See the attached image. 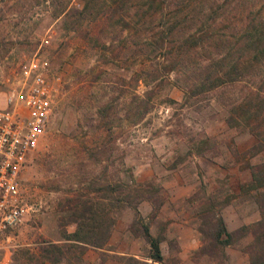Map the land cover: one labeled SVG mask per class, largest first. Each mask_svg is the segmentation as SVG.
<instances>
[{"label": "rangeland", "instance_id": "obj_1", "mask_svg": "<svg viewBox=\"0 0 264 264\" xmlns=\"http://www.w3.org/2000/svg\"><path fill=\"white\" fill-rule=\"evenodd\" d=\"M59 1H0V102L19 84V62L31 54L46 56L64 79L49 127L24 170L31 208L0 237V264H61L43 261L35 250L74 229L62 216L81 195L114 201L115 221L107 242L87 246L81 264H120L121 253L145 258L143 223L160 237L166 264H264V222L255 224L264 221V179L251 171L259 164L264 169V0L196 1L190 30L220 5L217 32L244 28L249 41L261 37L229 53L244 58L236 80L201 92L190 91L193 77L181 70L162 69L157 86L136 85L139 57L104 47L112 23L84 19L74 27L69 16H56ZM80 1L71 3L80 7ZM113 36L121 45L124 35ZM215 50L200 46L191 57L208 62ZM148 88L153 107L136 119L134 93ZM124 184L131 193L148 190L149 197L118 206ZM108 185L114 189H99ZM219 217L232 232L230 242L213 238Z\"/></svg>", "mask_w": 264, "mask_h": 264}, {"label": "trees", "instance_id": "obj_2", "mask_svg": "<svg viewBox=\"0 0 264 264\" xmlns=\"http://www.w3.org/2000/svg\"><path fill=\"white\" fill-rule=\"evenodd\" d=\"M0 1H3L4 6L7 5V0ZM60 1L56 16L62 15L64 18L69 16L74 27L80 26L84 19L112 23L106 40L108 43L104 42V47L110 54L139 57L141 64L136 70V85L142 81L144 85L151 83L157 86L162 81L163 69L166 71L181 70L189 75V79L190 76L193 77V82H191L193 84L189 87L190 91L201 92L220 86L236 80L235 75L244 67V58L241 56L231 58L229 53L233 49L238 50L241 44L242 48H246L254 43L257 45L261 40L257 33L258 40L249 41L248 36L251 34L244 28L230 34H227V28L223 32H217L214 25L215 22L220 21L218 13L222 8L220 5L217 9H211L209 14L207 13L201 19L198 30H190V24L196 22L197 19L198 12L193 13V10L196 7V1L199 3V0H81L77 3L80 7L73 5L72 0ZM103 31L104 28L101 32ZM115 33L118 36L124 35L119 46L114 45L116 36L113 35ZM232 35L236 36L234 40ZM210 45H213L216 50L213 55L208 56V62H203V58L195 60L191 57L192 51L197 47L210 48ZM222 49L224 50L220 52ZM150 91V88L143 93L134 91L136 119L141 118L153 107L154 100H152ZM261 100L253 105L258 107L263 101ZM250 101H252L251 98L246 99L245 103L249 104ZM230 118L233 121L236 119L234 116H229ZM257 118L249 120V123H251L252 132L259 136L257 142L259 143L261 132ZM261 166L259 164L251 167L254 179L259 182L264 179V169L262 170ZM103 188L109 191L114 189L111 185L99 189ZM145 191L148 190L139 187L135 193H131L130 185L124 184L121 187V196L116 199V203L118 206H136L143 197H149L148 194L145 196ZM109 195L111 194L105 193L104 196ZM81 196L71 206H68L71 211L67 217L62 216L63 220L75 224L74 229L64 234L62 241L43 240L37 246L35 252L43 261L81 264L82 254L87 246L102 247L107 242L115 222L111 215L114 201L110 199L85 201L86 199ZM61 222L64 223V221ZM262 222L264 221L261 219L255 224H262ZM142 231L149 243L146 257L140 258L134 254L121 253L118 256L120 264H166L160 247V237L151 234L148 225L144 223ZM212 235L216 242L227 243L230 242L232 232L219 217ZM22 259H24L23 256L19 258V261ZM17 264H23V262L20 261Z\"/></svg>", "mask_w": 264, "mask_h": 264}, {"label": "built area", "instance_id": "obj_3", "mask_svg": "<svg viewBox=\"0 0 264 264\" xmlns=\"http://www.w3.org/2000/svg\"><path fill=\"white\" fill-rule=\"evenodd\" d=\"M18 76L19 84L0 102V237L15 229L31 208L24 170L64 89L63 75L41 54L19 62Z\"/></svg>", "mask_w": 264, "mask_h": 264}]
</instances>
